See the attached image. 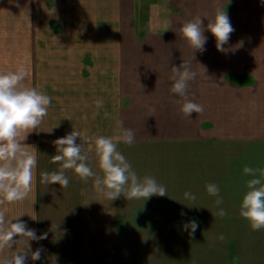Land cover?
<instances>
[{"label": "crops", "instance_id": "obj_1", "mask_svg": "<svg viewBox=\"0 0 264 264\" xmlns=\"http://www.w3.org/2000/svg\"><path fill=\"white\" fill-rule=\"evenodd\" d=\"M135 2L61 0L51 15L55 42L38 43L37 49L44 45L45 52L38 51L28 64L27 81L52 102L41 126L22 141L37 150L32 192L22 202L0 205L7 209L6 219L21 215L18 219L37 236L46 234L45 239L28 241L31 251L42 252L35 261L29 255L25 264H128L127 257L139 259L134 264L205 262L200 225L204 231L207 209L214 211L208 215L219 217L217 206L126 201L123 196L110 201L95 191L92 179L85 183L72 170L65 171L67 188L41 183L42 171L60 168L51 161L56 154L53 141L74 129L111 136L122 121L136 133L134 144L118 145L134 171L141 159L155 156L168 163L169 151L188 150L197 151V168L192 169L200 173L207 146L219 145L230 148L236 190L239 176L246 182L253 178L240 173L239 162L264 169V0H197L196 14L183 9L163 24H153L143 36L137 32ZM218 8L227 12L235 29L225 52L216 49L206 30ZM196 16L205 25L207 42L203 53L193 54L179 29ZM184 61L197 73L188 98L204 106L203 113L191 118L179 112V97L170 93L171 68ZM97 98L104 101L100 109ZM150 107L156 109L154 116H149ZM88 163L102 175L94 154ZM239 206L235 201L220 205L229 210L231 225L244 227V235L229 239L230 264H264V230H251ZM192 220L198 228L190 235L184 225ZM25 246L18 243L0 251V264Z\"/></svg>", "mask_w": 264, "mask_h": 264}, {"label": "clouds", "instance_id": "obj_2", "mask_svg": "<svg viewBox=\"0 0 264 264\" xmlns=\"http://www.w3.org/2000/svg\"><path fill=\"white\" fill-rule=\"evenodd\" d=\"M206 30L215 38L216 49L225 52L224 45L235 31L227 12L218 8L212 19L208 20ZM179 32L193 49V54L206 50L205 25L200 16L185 21ZM201 67L205 71L202 65ZM171 71L173 75L170 79L173 83L170 93L179 97L176 100L180 105L179 112L186 118H191L193 113H203L204 106L188 98L190 82L197 76V73L192 71L190 63L184 61L179 67H172ZM26 76L23 67L16 71L0 72V205L22 202L32 192L38 164L37 150L33 146L23 144L22 141L27 139L28 133L41 126L52 102V97L40 88L26 86L24 83ZM94 103L97 109L104 106V101L100 98ZM155 111V107H150L149 116H154ZM105 116H108L107 112ZM51 131L52 129L48 132ZM135 136V131L123 127L122 121L117 122V128L111 136H89L87 129H74L53 141L56 154L51 157V161L58 163L60 168L58 171H42L41 183L59 184L61 188H67L70 181L65 171L72 170L85 183L92 179L95 191L110 201L121 196L127 200L144 201L154 195L166 196L165 186L159 184L152 176L139 177L131 163L118 150L120 143L134 144ZM77 138L80 139V143H76ZM29 147L36 151H28ZM90 154H94L102 175H98L89 165ZM243 172L253 178L246 182L247 191L241 198L239 215L248 222L251 230L261 231L264 230V169L245 166ZM206 191L210 196L216 197L214 202L218 209L216 216L221 218L227 216V211L220 207L223 198L220 196L219 186L208 183ZM184 197L196 200V196L191 192H185ZM6 213V208L0 209V251L10 250L18 243H24L26 246L6 258L4 264H25L29 255L33 261L39 260L42 249L31 251L28 241L45 239L46 234L37 236L35 229L28 228L25 222L18 219L21 215L6 219ZM14 219L15 223L12 222ZM184 228L190 229L192 235L198 228V222L189 221ZM220 239H223V236Z\"/></svg>", "mask_w": 264, "mask_h": 264}, {"label": "rangeland", "instance_id": "obj_3", "mask_svg": "<svg viewBox=\"0 0 264 264\" xmlns=\"http://www.w3.org/2000/svg\"><path fill=\"white\" fill-rule=\"evenodd\" d=\"M60 1L0 0V72L16 71L23 67L27 73L25 85L33 86L31 81H27L31 74L28 71V64L33 57L37 56L38 51L41 55L45 52L44 49H41L44 45H40V49H37L38 43L55 42L52 34L53 28L55 29L53 22L55 18L51 15H54L53 12L59 9ZM196 2L197 0H136L138 36H143L153 24L161 25L165 19H169L172 15H180L183 9L196 14ZM59 19L58 16L57 20ZM157 27L162 28V26ZM57 41L60 42V39ZM219 146L216 148L207 146L205 170L200 173L198 170L192 169L197 168V151L193 152L195 156L192 151L188 150L169 151L168 163L156 161L155 156L151 157L152 160L144 158L140 162L137 161L136 170L138 169V171H135L136 174L141 178L144 176L154 177L159 184L166 187L167 195H154L146 201L143 199H126V201L150 202V200H155L153 202L157 203H204L206 207L213 208L216 206L214 203L216 197L207 193L206 185L214 183L220 188V196L223 198L222 205H229L233 201L240 202L246 190V179L242 180V177L239 176V188L236 190L235 177L231 176L230 148ZM128 161L130 162V160ZM240 163L243 162H239V171L242 173L244 163L241 166ZM185 192L193 193L196 200L185 199ZM225 210L229 214V210ZM206 212L204 231L203 224L200 225L202 236L204 235L202 247L205 251V262L202 260L201 264H230L229 239L233 235H244V227L231 225L229 215L221 218L208 215V213L214 212L213 210L207 209ZM221 236L223 239H220ZM126 245L128 248L129 242ZM126 261L128 264H134L139 262V259L135 261L133 258L129 260L127 257ZM198 262V260H192L190 264H198Z\"/></svg>", "mask_w": 264, "mask_h": 264}]
</instances>
